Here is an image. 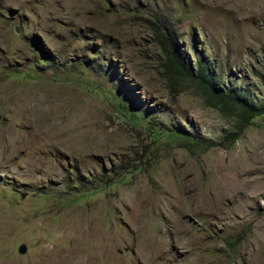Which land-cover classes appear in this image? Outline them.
<instances>
[{
    "label": "rangeland",
    "instance_id": "obj_1",
    "mask_svg": "<svg viewBox=\"0 0 264 264\" xmlns=\"http://www.w3.org/2000/svg\"><path fill=\"white\" fill-rule=\"evenodd\" d=\"M199 61L263 103L264 0H0V264H264V112Z\"/></svg>",
    "mask_w": 264,
    "mask_h": 264
},
{
    "label": "trees",
    "instance_id": "obj_2",
    "mask_svg": "<svg viewBox=\"0 0 264 264\" xmlns=\"http://www.w3.org/2000/svg\"><path fill=\"white\" fill-rule=\"evenodd\" d=\"M196 77L200 79L204 87L209 90L218 101L235 105L240 116L244 119L247 120L252 116L264 112V101L257 105L252 102L248 95L239 93V90H236L234 87H228L226 90L219 89L215 85L217 84V79L210 77L208 68L203 61L197 63Z\"/></svg>",
    "mask_w": 264,
    "mask_h": 264
},
{
    "label": "water",
    "instance_id": "obj_3",
    "mask_svg": "<svg viewBox=\"0 0 264 264\" xmlns=\"http://www.w3.org/2000/svg\"><path fill=\"white\" fill-rule=\"evenodd\" d=\"M25 251V247L21 244L18 247V252L23 253Z\"/></svg>",
    "mask_w": 264,
    "mask_h": 264
}]
</instances>
